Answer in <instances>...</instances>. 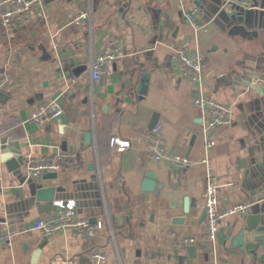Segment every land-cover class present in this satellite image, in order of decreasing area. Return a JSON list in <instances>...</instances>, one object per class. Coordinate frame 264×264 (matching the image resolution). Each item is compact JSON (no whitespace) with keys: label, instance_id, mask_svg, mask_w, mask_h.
I'll list each match as a JSON object with an SVG mask.
<instances>
[{"label":"crops","instance_id":"1","mask_svg":"<svg viewBox=\"0 0 264 264\" xmlns=\"http://www.w3.org/2000/svg\"><path fill=\"white\" fill-rule=\"evenodd\" d=\"M217 1L44 0V18L9 33L0 27V75L9 78L0 93V143L22 158L57 151L79 156L78 168L31 183L22 165L10 172L0 162V230L16 232L10 244L0 242V264H264V232L259 239L252 232L264 224V19L238 16L255 34L233 35L214 22L203 32L183 21L182 12L197 8L208 23L219 12ZM82 11L87 18L69 24ZM111 36L123 40L124 57L95 84L87 66ZM182 45L203 55L204 95L233 106L232 126L212 131L210 169L157 163L143 148V134L161 122L170 153L204 157L192 106L196 88L177 76L170 58L171 48ZM81 66L84 71H75ZM50 98L60 102L62 115L42 125L29 121L31 109ZM207 170L232 183L220 189L221 204H252L246 215L226 219L213 243L200 241ZM40 188H53L51 201L36 200ZM55 199L75 200L81 217L103 224L99 234L24 231L46 217ZM172 236L197 239L194 258ZM94 252L105 260L96 262Z\"/></svg>","mask_w":264,"mask_h":264},{"label":"built area","instance_id":"2","mask_svg":"<svg viewBox=\"0 0 264 264\" xmlns=\"http://www.w3.org/2000/svg\"><path fill=\"white\" fill-rule=\"evenodd\" d=\"M235 7L252 9L251 0H222L221 8L230 13ZM44 0H0V27L4 32H11L19 26L30 24L34 17H45ZM87 13L82 11L69 19V24H79L87 18ZM182 19L194 30L206 31L207 24L212 23V18L205 23L201 20V14L197 8L182 12ZM124 57V43L118 36H111L100 48L95 57L89 62L87 69L90 79L98 84L110 73L111 65ZM171 61L180 79L190 82L196 88L192 99V106L198 113L201 122L203 136L204 157L201 160L191 159L188 156L170 153L163 133L161 122H154L143 134V148L149 157L157 163L168 162L170 166L184 168L197 163H204L210 169L209 150L216 144L212 131L217 127L230 128L233 123V106L214 101L204 95L202 90L205 76V62L203 55L197 47L182 45L172 47ZM7 74L0 75V93L7 85ZM63 113V108L57 98L33 107L29 113V121L42 125L58 119ZM79 166V156L76 151H57L47 156H35L27 153L23 156L22 174L27 180H36L50 172H58L64 169H76ZM204 194V219L205 235L200 241L213 243L222 223L233 215H246L251 203L238 202L231 205L220 203V189L230 186L232 183L222 181L212 172L207 170ZM3 188V177L0 174V190ZM53 209L44 218H38L24 227L26 232H38L43 237H50L62 232H70L76 237L91 238L101 231L103 224L96 220L90 222L81 217L77 211L76 202L73 199L67 201L55 199L52 201ZM15 231L10 228L0 230V242L10 244ZM176 245L180 248L185 245H193L197 239L172 236ZM96 262L105 260V255L94 252L91 254Z\"/></svg>","mask_w":264,"mask_h":264},{"label":"water","instance_id":"3","mask_svg":"<svg viewBox=\"0 0 264 264\" xmlns=\"http://www.w3.org/2000/svg\"><path fill=\"white\" fill-rule=\"evenodd\" d=\"M221 2L222 0L217 1V4L219 5V12H216V16L215 18H212V23L214 22V24H217L221 30L223 31H227V34L229 35H233L235 33L240 32L241 34H248V33H252L255 34V32H251L248 30V26L241 24V22H239L237 20L238 16H244L245 19L256 15V21H259L258 23L262 22V19H264V3L259 4L258 0H251L252 2V6L254 8L252 9H243L240 7H235L234 8V13L233 14H227L226 10H224L223 8H221ZM259 6V7H258ZM226 17V18H225ZM218 18H221V20L223 21V23L219 22ZM262 24V23H261ZM86 68V66H81V68L77 67L75 68L76 70H82L84 71ZM88 134H86L85 136V140L88 142ZM62 149H65V143L62 144ZM0 162H2L6 169L8 171H15L17 170L20 165H22L23 163V158L22 155L20 153V151L10 145L7 144V142L2 141L0 143ZM56 174L55 172H50V173H46L44 175H42L41 177L44 176H48V177H54ZM22 178L24 179V177L22 176ZM34 180H28V183L33 182ZM152 190V188L150 189ZM35 197L37 201H51L52 197H53V188H40L38 190H36L35 192ZM188 198L185 197L184 198V207H183V212L187 213L188 212ZM95 222V221H94ZM182 222V218H173L172 219V223H181ZM254 233V237H256L255 239H259V234L264 232V224H260L258 225L253 231ZM242 235L243 232H239L238 236L235 238V243L237 244H241L242 242ZM182 248L186 251L187 256L189 258H194V256L196 255V248L193 245H185L182 246Z\"/></svg>","mask_w":264,"mask_h":264}]
</instances>
